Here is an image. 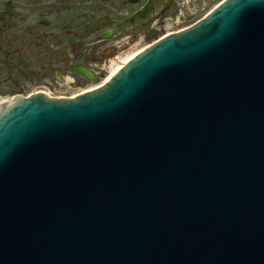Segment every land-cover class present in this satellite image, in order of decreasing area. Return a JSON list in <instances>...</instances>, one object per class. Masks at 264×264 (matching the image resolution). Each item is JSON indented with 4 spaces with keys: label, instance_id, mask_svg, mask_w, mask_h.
Listing matches in <instances>:
<instances>
[{
    "label": "water",
    "instance_id": "water-1",
    "mask_svg": "<svg viewBox=\"0 0 264 264\" xmlns=\"http://www.w3.org/2000/svg\"><path fill=\"white\" fill-rule=\"evenodd\" d=\"M119 71L0 106V264H264V0Z\"/></svg>",
    "mask_w": 264,
    "mask_h": 264
},
{
    "label": "flooded vegetation",
    "instance_id": "flooded-vegetation-1",
    "mask_svg": "<svg viewBox=\"0 0 264 264\" xmlns=\"http://www.w3.org/2000/svg\"><path fill=\"white\" fill-rule=\"evenodd\" d=\"M144 3L0 0V97L83 88L111 62L181 29V0H151L137 12Z\"/></svg>",
    "mask_w": 264,
    "mask_h": 264
},
{
    "label": "rangeland",
    "instance_id": "rangeland-1",
    "mask_svg": "<svg viewBox=\"0 0 264 264\" xmlns=\"http://www.w3.org/2000/svg\"><path fill=\"white\" fill-rule=\"evenodd\" d=\"M221 1H223V0H181L182 14H183V16H185V18L183 20L184 23L182 25V28L188 27V26L194 24L195 22H197L198 20L202 19L205 15H207L210 12V10H212ZM134 52L135 51L130 52L129 54L123 56L121 59H123L126 56L133 54ZM100 71L102 72V74L100 76V78H102V79L96 80L97 82L90 83L89 85L84 86L83 88L82 87H75L72 85L70 86V89L59 87V88H56L57 94H55V95H60V91L67 90V91H65L66 93H64V94H66V96H68V95L70 96L71 94L78 92L79 90H83V89H86L88 87H94L96 85H99L100 83L103 82V80L111 72L110 69L104 70V71H102V69H101Z\"/></svg>",
    "mask_w": 264,
    "mask_h": 264
},
{
    "label": "bare ground",
    "instance_id": "bare-ground-1",
    "mask_svg": "<svg viewBox=\"0 0 264 264\" xmlns=\"http://www.w3.org/2000/svg\"><path fill=\"white\" fill-rule=\"evenodd\" d=\"M148 47H149V46L144 47V48H142V49H140V50L134 52L133 54L124 57L123 59L115 60V61L111 62V63H110V67H109L110 71H111L114 67H115V68L110 72V74H109V75L103 80L102 83H100L99 85H96V86H94V87L88 88V89H99V88L103 87L107 82H109V81H110V80H111V79L117 74V72H118L123 66H125V65L128 64L131 60H133L135 57H137L139 54H141L142 52H144ZM88 89H86V90H88ZM86 90L81 91V92H79V93H76V94L73 95L72 97H74V96H76V95H78V94L84 93ZM35 93H38V92L36 91ZM39 93L48 94V93L45 92V91H42V92H39ZM15 97H16V96L12 97V96H10V95H8V96H6V97H4V98L0 97V104L10 103V102H12V101L15 99ZM72 97H71V98H72ZM62 98H65V97H62Z\"/></svg>",
    "mask_w": 264,
    "mask_h": 264
}]
</instances>
